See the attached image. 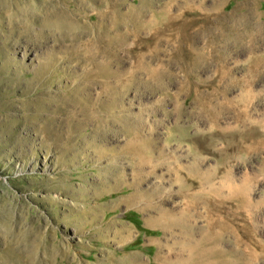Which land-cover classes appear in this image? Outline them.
Masks as SVG:
<instances>
[{"label":"rangeland","instance_id":"374dc122","mask_svg":"<svg viewBox=\"0 0 264 264\" xmlns=\"http://www.w3.org/2000/svg\"><path fill=\"white\" fill-rule=\"evenodd\" d=\"M27 1L36 5L34 10L40 15L56 16V22L46 18L43 24L30 23L26 29L24 24L29 22L24 15L12 22L0 6V264H126V256L131 253H137L141 264H157L158 247L154 241H166L162 231L145 226L143 211L127 206L122 200V196L131 191L128 186L137 167L127 145L131 142L132 132H137L140 138H153L152 159L157 155V147H161L158 137L164 144L176 147L177 139L169 138L168 130L176 120L177 105L183 106L179 118L182 125L192 121L205 125L208 121L207 117L193 113L190 108L192 95L188 91L179 93L187 74L175 56L177 50L180 55L184 54L186 43H174L165 35L160 40L163 42L155 45L158 49L155 57H150L151 52L143 48L144 43H152L151 31L160 28L157 19L161 10L169 9V14L174 15L185 0H151L144 15L148 23L139 22L138 27L134 22L115 20L111 0H10V3L26 4ZM190 1V5L201 6V0ZM225 1V11L239 7L236 11L239 17L228 19L226 16L227 21L216 18L208 30L200 31L194 37L197 48L207 52L216 46L225 49L221 61L218 60L220 64L215 57L216 61L210 59L206 67L196 72V77L212 85L219 84L217 70L221 66L226 71L229 69L226 79L233 76L241 79L244 73L242 79L246 78L245 59L249 48L245 46L244 49L240 43L254 42V47L259 43L255 55H264V0ZM244 1L254 3L247 6ZM135 2L124 0L117 9L126 14L128 6ZM202 5L210 9L211 0ZM65 17H69V27L56 29V23ZM210 40L213 41L211 47L208 45ZM16 47L20 50L26 47L30 52L37 48L43 55L32 63L20 64L19 57L8 62L6 59ZM143 51L145 61L152 67H165L163 70L167 74L161 84H154L156 82L148 72L138 68L137 60ZM251 85L243 102L233 101L230 109L233 114L225 111L221 121L233 120V115L239 111L251 117H256L259 112L264 117V72L254 76ZM243 86L233 85L227 91V98L239 97L243 94ZM188 133L193 135L190 129ZM201 142L208 143V140ZM222 143V139L217 140L213 149L220 148ZM263 156L264 148L252 153L245 163H233L235 171L260 172L258 178L250 181L248 191L250 197L260 200V206L255 207L256 215L264 214V175L261 177L260 170ZM214 163L215 156L210 155L202 165L213 166ZM155 168L161 174L167 166ZM158 181L156 174L145 176L141 187L151 190V183L157 185ZM168 195L165 194V207H170L173 201L180 202L178 195ZM120 223L131 228V241L127 243L118 242ZM174 242L170 240L171 247L163 251L173 255L178 246L179 249L183 247Z\"/></svg>","mask_w":264,"mask_h":264},{"label":"bare ground","instance_id":"6f19581e","mask_svg":"<svg viewBox=\"0 0 264 264\" xmlns=\"http://www.w3.org/2000/svg\"><path fill=\"white\" fill-rule=\"evenodd\" d=\"M111 1L113 3H111L110 7L114 13L115 20L118 21L120 19L122 20V22H125V23L134 22L137 24V27L140 24L139 22H143L147 20L145 19L144 15H145V11H147V8L151 5L150 4L151 0H136L135 3L128 6L129 9L126 14L120 13V9H117L118 6H120V4L124 0H111ZM204 1L206 0H201V2L199 3L201 6H193V5H190L191 4L190 0H185V4L183 3V5H181L182 8L179 9L178 13H175L174 15L169 14L168 12L169 9L168 10L162 9L160 12L159 19H157L160 21L159 22L160 28H154V30L151 31L150 38L152 39V43L151 41L144 43L145 45L143 48H145V51L151 52V54L149 53L150 57H155L156 56L155 54H158L157 53L158 49L155 45H157V43L160 40H163L162 38L165 37V35H168L169 39L173 40L174 43L175 41L179 43L180 42L186 43V48L182 51V53L184 54L180 55L179 54L180 51L177 50L176 56H175V60L181 64V66L183 67V70L187 74L186 75L187 79L183 82L181 88H179L180 89L179 93L183 91H188V93L192 95V101H191L190 108L193 110V113L195 111V113H198L201 117H207L208 121L205 125H203V123L198 122V121H192L186 125H182L180 123L179 118L181 117L180 115H181L183 106L182 108L180 107V105L175 106L176 114L174 115H176V118H175L176 120L174 119L175 120V122H173L174 124L168 130V137L169 138L175 137L177 139V146L174 147L172 145L171 146L166 145L162 142V138L158 137L160 140L161 147L160 146L157 147V151H156L157 155L153 153L156 156L155 159L154 158L152 159V157L150 156L152 155L151 152L154 149V147L152 146L153 138L152 137L140 138L136 134L137 132H132L131 142L128 143L127 146H128L129 151L131 152V154L129 155H133L136 160V162L134 160V163L137 164L135 165L137 167H136V172H134L135 175L133 177V180L131 179L132 182L128 186V188L131 191L129 192V194L122 196L123 197L122 200H123V203L126 204L127 206L129 207L134 206L136 209L143 211V213L145 214V218H144L145 223L143 222L145 226L149 228H156V229H159V231L160 230L162 231V238L163 240H166V241H161V240L154 241V243L157 244V247H158L157 248L158 251L155 257L157 264H264V214H260V215L254 214L255 209L260 206V200L258 199L255 200L256 197H252V195L250 197L248 193L249 187H251L250 181L253 180L254 178H258L260 172L257 173V172L252 171V173H250L251 171L248 172L246 170L241 172L240 170L235 171L233 168L234 162L242 161L245 163L248 160V157L252 155V153L263 150L264 148V117L259 112L257 113L256 117H251L245 114V112L239 111L238 113L236 112L233 115L235 116V118L231 121L229 120L221 121L220 120L222 114L225 111H228V110L230 111L231 103H233V101L240 102L245 98L244 96L250 93L251 91L250 86H252L251 85L252 78L264 72V55L263 54L255 55V52H257L256 51L257 49L255 50V47L256 46L259 47L258 45L259 43H257V45L254 47V44H253L254 42L249 43V44H245L246 42L245 43L242 42L240 43L241 47L244 48L246 46V48H249L247 49L249 50L248 51L249 55L246 59L244 58L246 62V71H247L245 79H242L245 73L243 74L242 77H240L241 79L234 77V76L231 77L230 80L229 78L226 79V75H227V72H229V69L228 71H226L224 67L222 66L219 67V65H218L219 69L218 70L216 69L218 72L217 77L219 80V84L212 85L210 82H208L209 83L208 85L206 81H202L200 78L196 77L198 76L196 72L199 69L206 67L209 64L210 59L212 61L213 59L215 61L216 59L217 61L218 60L221 61L222 54H223L222 52L225 49L219 48L216 46V48L212 47V49L209 52H207L205 51L204 48H200V47L197 48L198 47L196 46L197 43L194 41V37H196L195 35L199 33L200 31H204L206 29L208 30L210 28V24L213 25V22H216V18L226 19L227 21L226 16H228V19L230 18V16L239 17V15L236 12L239 7L238 8L235 7V9L232 11H227V12L225 11V8L227 6V1L225 0L223 1L222 0H211V6L209 7L210 9L203 7L202 3H204ZM250 2L251 1H244L245 5L247 6L250 5L251 3H254V2H251V3ZM164 4L165 3H163V5ZM0 6L3 8V11L6 14H8L12 22H17L19 18L22 15H24L28 19V22H29V24L27 25L24 24V28L30 25V23L32 24L36 22H41V24H43L46 21V18H50L52 20L54 19V22H56V16L55 17L53 16L44 17L43 16L44 14L40 15L39 14L40 12L39 13L35 12L34 9H36V5L34 3L28 2L26 4H23V3L18 2V3L11 4L10 0H0ZM215 6L217 7L218 10L216 9ZM212 7H214L215 9ZM67 12L68 11H66L65 13ZM197 15H199V17H197ZM241 16L243 17V15ZM147 18L150 19L149 17ZM68 19L69 17H65L63 21H58L56 23V29H64V28L69 27L70 20ZM58 20H60V18ZM145 22L148 23V21H145ZM259 27H262V26H259ZM145 29L143 31H145ZM139 30H141V28H138V31ZM263 30H261V33ZM250 32L251 30L248 33ZM207 37H209V35ZM217 37L219 38L220 36H217ZM250 37L249 39L252 38ZM253 38H255V36ZM241 39H244V38H241ZM211 40H213V37ZM211 40L209 41V44H208L209 47L213 46V43H212L213 41ZM160 42H163V41H160ZM250 42L252 41L250 40ZM145 51L141 52L138 57V60H137L138 68L143 72L145 71L146 74L148 72V75H150L155 80L156 83L154 84L156 85L157 83L161 84L162 79L167 74L163 70L165 69V67L163 68L162 65H158V66H162L163 69L157 68L154 66L152 67L151 63H147V61H145V56H144ZM225 53L226 52H224V55ZM40 54H42V51L37 48L36 49L33 48L32 52H30V50L26 47H23L22 50H20L19 47H16L14 48L10 57H8V59L6 60L9 62L11 59L13 58L16 59L15 57L17 58L19 57L20 64H23L24 62H27V61L32 63L34 61H37L35 58L38 57ZM147 59L150 60L149 58ZM168 60L169 59H167L166 61ZM222 65H226V64H223L222 62ZM103 66H106V65H103ZM129 67L131 68V65ZM104 71H107V70H104ZM135 71H138V70L135 69ZM170 76L171 75H169V77ZM214 76L216 77V75ZM169 80H171V78ZM107 82L108 80L106 79V83ZM156 85L154 88H156ZM233 85H244L243 94H241L239 97L235 96V97H232V99L231 98L228 99L227 91ZM160 86H163V85H160ZM206 87H208V90L206 89ZM166 91L167 90H165V92ZM233 112L231 113L230 111V114H233ZM193 113L191 112V114ZM137 129L136 131H138ZM189 129L192 131V134H193L191 136L189 134L190 132L188 133ZM202 139H207L208 143L201 142ZM219 139L223 140L222 146L220 148L216 147V150H214L213 145ZM228 139L230 141H228ZM139 141L141 142L138 143ZM183 145L186 147L185 149ZM210 155L215 156L214 165L213 166L210 164L202 165V162L205 161L206 157ZM189 158H191L192 160H189ZM152 164L155 167L156 166L162 167L165 165L167 166V168L165 169L164 172L161 171V174H158L156 170L158 167L155 168ZM260 170H261V177H262L264 175V161L260 162ZM153 174L157 175L159 179L158 184L154 185V183H151L153 187L151 190L149 189L143 190L142 189L143 187H141V182L144 180V177L153 175ZM154 178H156V176ZM166 185L168 186L166 187ZM174 187H177V189L173 190ZM145 188H148V187H145ZM166 189L168 190V192L166 191ZM166 193H169L168 196H171L174 194L178 195L179 197H181L180 202L178 203V201L176 200L177 202L173 201L172 204L170 202L171 204L170 207H165L166 205H164V198H165ZM171 199L173 200V198ZM259 199H261V197H259ZM121 223L118 225L119 226L118 230L116 229L117 234H118L117 236L118 242L127 243L128 241H131L130 240L131 228L126 227L124 224H121ZM116 230L114 231V233L116 232ZM179 235H181L182 238ZM170 240L173 242L175 241L174 243L176 244L181 243L183 246L182 248L179 249V246L177 245L178 250H175L174 253L172 252L173 255L171 254V252L168 253V252L163 251L164 249H166V247L168 246L171 247L169 243ZM174 243H171V244H174ZM176 244L174 246H176ZM173 250L174 249H172V251ZM136 254L133 255L131 253L129 257L126 256V260H127L126 264H141L140 258Z\"/></svg>","mask_w":264,"mask_h":264}]
</instances>
